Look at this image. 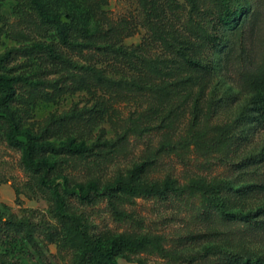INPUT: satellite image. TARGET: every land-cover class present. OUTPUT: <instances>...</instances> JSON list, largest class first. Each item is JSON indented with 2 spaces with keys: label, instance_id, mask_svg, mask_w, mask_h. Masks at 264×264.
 <instances>
[{
  "label": "rangeland",
  "instance_id": "rangeland-1",
  "mask_svg": "<svg viewBox=\"0 0 264 264\" xmlns=\"http://www.w3.org/2000/svg\"><path fill=\"white\" fill-rule=\"evenodd\" d=\"M156 5L160 17H152L150 24L160 28L161 34L147 26L140 0H56L51 7L64 21L82 14L87 19L95 48L78 51L64 46L54 31L37 32L28 0H0V53H14L11 67L24 79L16 86L18 100L13 106L23 127L41 134L55 120L84 113L82 120L52 133L50 139L111 145L100 146L93 155L70 158L48 179L44 192L26 171L22 149L9 144V124L0 120V219L11 215L32 219L39 227L45 256L28 253L19 242L12 254L20 258L17 264H70L71 251L60 252L59 243L46 238L49 232L55 239L65 233L53 191L73 193L66 196L60 211L88 220L99 240L146 235L157 238L164 248H150L132 255L133 262L122 259L121 264H136L137 258L148 264H247L248 257L264 259V126L227 147L219 127L237 113L213 103L220 97L226 100L227 92L255 95L244 77L260 73L264 65V0H249L248 15L229 34L217 79L206 76L196 85L177 87L168 94L104 89L68 62L32 51L35 44L43 43L75 64L129 80L149 79L141 60L174 66L177 57L172 46L178 45L177 39L189 37L187 0H156ZM199 5L204 9L208 2L199 0ZM108 29H112L108 38L98 37ZM119 48L134 52L132 60L112 53ZM80 76L85 79L83 88L75 81ZM257 156L258 163L248 161ZM145 162L150 164L141 179L150 182L168 177L186 187L199 178L230 182L226 195L235 217H223L215 210L205 214L201 196L190 191L166 198L126 197L112 203L105 189ZM86 193L93 195L92 202L81 198ZM0 248L5 247L0 244Z\"/></svg>",
  "mask_w": 264,
  "mask_h": 264
},
{
  "label": "trees",
  "instance_id": "trees-1",
  "mask_svg": "<svg viewBox=\"0 0 264 264\" xmlns=\"http://www.w3.org/2000/svg\"><path fill=\"white\" fill-rule=\"evenodd\" d=\"M55 1L28 0L31 10L36 16L34 27L37 32L45 35L49 31H54L59 41L72 50L83 51L85 48H95V45L90 42L91 35L87 29L85 16L82 14L81 17L64 21L58 11H53L51 7ZM187 1L190 5V17L187 21L189 37L182 39L176 36V38H179L176 40L178 45L173 47L170 44L177 57L174 66L161 60H141L140 66L150 74L149 79L141 77L129 80L124 77L109 75L105 70L95 67L75 64L58 53L53 47L46 46L43 43L35 44L32 51L44 52L48 58L58 62H68L79 70L82 75L92 78L97 86L108 90L151 91L156 94L161 92L168 94L177 87L196 85L206 76L217 79L218 70L222 68L219 62L224 48L229 43V34L235 26L242 24L248 15L249 0H206L208 5L204 9L200 7L199 0ZM140 2L147 26L154 33L161 34L160 28L155 29L154 25L150 24L153 18L160 17L156 0H140ZM67 17L71 18L70 14H67ZM111 31L112 29H108L100 33L98 37L108 38ZM231 46L233 45L231 44ZM112 53L127 57L129 60H132V56L135 55L134 52L121 48L112 49ZM13 54L12 51L0 53V120L9 124L7 132L9 144L22 149L26 171L30 177L36 178L40 186L45 188L44 192H47L48 179L53 176L54 172L61 170L62 165L70 158L93 155L100 146L110 147L111 145L108 141L93 142L86 145L71 140L57 142L50 139L52 133L55 134L64 126L82 120L84 113H80V116L73 114L55 120L41 134H35L25 129L21 115L13 109L14 103L18 100L16 86L24 80L20 75L13 72L11 67ZM130 64H132V61ZM181 73H184V75ZM76 78H78L77 75ZM76 78L75 81L79 83L78 88H83L85 86L84 77ZM244 78L249 81L255 95L244 97L237 93L227 92L226 100L225 97L213 100V103L218 102L227 109H235L237 113L225 122L224 126L219 127L222 129L223 134L222 144L227 145V147L237 145V142L244 135L247 136L246 134L250 133L251 130L264 126V65L260 73L245 75ZM157 79L162 80V83L157 84ZM50 155L56 156L58 159L51 161L48 158ZM259 156L249 158L248 161L258 163L259 159L257 158ZM149 164L150 162H145L142 165L135 166L128 172L126 178L118 179L107 187L104 194L113 203L126 197L153 196L166 198L170 195H182L190 191L192 194L201 196L202 208L205 214H212L215 210L223 217H235L234 213L229 211L230 206L226 195V191L232 188L230 182L222 180L207 181L199 178L193 180L191 186L186 187L180 186L177 180L170 177L162 181L142 180L141 176L145 172V167ZM72 194L69 191L64 194L61 191L51 193V195H54L55 203L58 206L57 217L61 220L65 233L63 237L56 239L52 232H49L46 236L49 243H59L60 252L64 250L71 251L70 264H121L122 259L133 262L132 255H138L150 248L164 251L157 238L146 235L122 234L111 237L106 242L99 240L92 233V227L88 220L81 216L64 214L60 211L65 206L66 196ZM81 198L92 202L94 197L86 193ZM39 236V227L32 219L19 218L15 215L1 218L0 244L4 245L5 248H0V264H17L20 262L19 257L12 255L17 252L19 244H23L28 253H37L40 258H44L45 256L39 244ZM17 243L19 244L17 245ZM135 262L136 264H148L142 258H137ZM246 263L264 264V259L262 257H248Z\"/></svg>",
  "mask_w": 264,
  "mask_h": 264
}]
</instances>
